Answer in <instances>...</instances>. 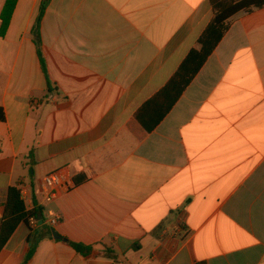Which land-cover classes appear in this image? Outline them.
<instances>
[{
  "label": "crops",
  "instance_id": "obj_1",
  "mask_svg": "<svg viewBox=\"0 0 264 264\" xmlns=\"http://www.w3.org/2000/svg\"><path fill=\"white\" fill-rule=\"evenodd\" d=\"M43 1L17 0L0 36V224L11 187L43 217L17 228L0 264H264V7L229 20L147 133L137 114L200 49L211 0H50L46 74ZM55 172L71 188L52 227Z\"/></svg>",
  "mask_w": 264,
  "mask_h": 264
},
{
  "label": "trees",
  "instance_id": "obj_2",
  "mask_svg": "<svg viewBox=\"0 0 264 264\" xmlns=\"http://www.w3.org/2000/svg\"><path fill=\"white\" fill-rule=\"evenodd\" d=\"M17 0H7L1 13L0 36L4 37L9 27ZM215 16L203 36L199 40L200 49L192 50L175 76L153 99L147 102L137 114V121L147 133H151L170 113L187 87L197 76L208 58L215 51L227 31L229 20L241 12H251L263 8L264 0H211ZM50 0H44L34 28L35 43L44 73H47L42 54L41 23ZM42 216V209L28 210L22 199L21 190L17 187L8 189L5 211L0 224V253L3 251L17 228L21 224L29 225L31 219L37 222ZM73 249L83 256H88L92 247L70 243ZM107 256L112 257V250L105 248ZM30 254L29 256H31Z\"/></svg>",
  "mask_w": 264,
  "mask_h": 264
},
{
  "label": "built area",
  "instance_id": "obj_3",
  "mask_svg": "<svg viewBox=\"0 0 264 264\" xmlns=\"http://www.w3.org/2000/svg\"><path fill=\"white\" fill-rule=\"evenodd\" d=\"M44 184L46 187L45 204H46V216L48 223L54 227L59 222V216L57 212L51 207V204L56 200L57 196L62 190H69L71 188L67 177L62 172H55L45 177ZM32 224H36L35 219H31Z\"/></svg>",
  "mask_w": 264,
  "mask_h": 264
},
{
  "label": "water",
  "instance_id": "obj_4",
  "mask_svg": "<svg viewBox=\"0 0 264 264\" xmlns=\"http://www.w3.org/2000/svg\"><path fill=\"white\" fill-rule=\"evenodd\" d=\"M39 220H40V221L43 220V217L41 216V217L39 218ZM53 236H54V238L57 239V240H60V239H61V237L59 236V234L56 233V232H53Z\"/></svg>",
  "mask_w": 264,
  "mask_h": 264
}]
</instances>
